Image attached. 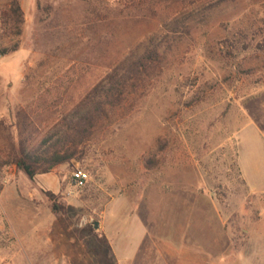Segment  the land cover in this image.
<instances>
[{
	"label": "rangeland",
	"instance_id": "374dc122",
	"mask_svg": "<svg viewBox=\"0 0 264 264\" xmlns=\"http://www.w3.org/2000/svg\"><path fill=\"white\" fill-rule=\"evenodd\" d=\"M10 3L0 151L25 116L36 144L129 55L172 48L76 160L0 171V264H264V0H18L19 26Z\"/></svg>",
	"mask_w": 264,
	"mask_h": 264
},
{
	"label": "trees",
	"instance_id": "16d2710c",
	"mask_svg": "<svg viewBox=\"0 0 264 264\" xmlns=\"http://www.w3.org/2000/svg\"><path fill=\"white\" fill-rule=\"evenodd\" d=\"M10 1L9 11L2 13L1 18L8 17L13 25L19 26L23 18L18 0ZM171 45L169 42L165 46L160 43L146 45L140 54L129 55L111 69L100 83L87 91L71 111L61 113L57 122L47 128L36 144H32V135L41 131V126L30 115L25 116L22 121L23 138L13 143L6 152L0 151V171L15 166L33 179L76 160L82 145L95 130L131 95L146 87L147 82L158 75ZM16 48L11 50L15 51ZM9 51L4 49L2 53ZM0 127H3L2 123ZM27 130L28 134L25 132Z\"/></svg>",
	"mask_w": 264,
	"mask_h": 264
},
{
	"label": "built area",
	"instance_id": "2783aa9c",
	"mask_svg": "<svg viewBox=\"0 0 264 264\" xmlns=\"http://www.w3.org/2000/svg\"><path fill=\"white\" fill-rule=\"evenodd\" d=\"M1 58V55H0ZM89 174L81 169H76L72 173V183L76 188H83L89 181Z\"/></svg>",
	"mask_w": 264,
	"mask_h": 264
},
{
	"label": "crops",
	"instance_id": "0c3cea01",
	"mask_svg": "<svg viewBox=\"0 0 264 264\" xmlns=\"http://www.w3.org/2000/svg\"><path fill=\"white\" fill-rule=\"evenodd\" d=\"M255 135L258 136V135H259L258 132H257V134H255ZM241 167H242V166H241ZM242 172H243L244 176H246V174H245L243 168H242Z\"/></svg>",
	"mask_w": 264,
	"mask_h": 264
}]
</instances>
